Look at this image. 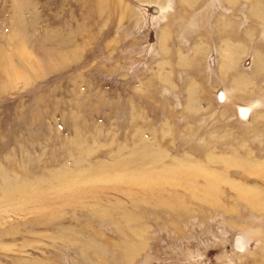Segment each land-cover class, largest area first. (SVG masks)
<instances>
[{
	"label": "rangeland",
	"instance_id": "obj_1",
	"mask_svg": "<svg viewBox=\"0 0 264 264\" xmlns=\"http://www.w3.org/2000/svg\"><path fill=\"white\" fill-rule=\"evenodd\" d=\"M263 201L264 0H0V264H264Z\"/></svg>",
	"mask_w": 264,
	"mask_h": 264
},
{
	"label": "bare ground",
	"instance_id": "obj_2",
	"mask_svg": "<svg viewBox=\"0 0 264 264\" xmlns=\"http://www.w3.org/2000/svg\"><path fill=\"white\" fill-rule=\"evenodd\" d=\"M10 66V65H9ZM10 71V70H9ZM10 73L11 74H13L14 72L13 71H10ZM241 112H242V114H244L246 111L244 110V109H241ZM209 197V196H208ZM264 202V201H263ZM263 202L262 203H260V204H263Z\"/></svg>",
	"mask_w": 264,
	"mask_h": 264
}]
</instances>
